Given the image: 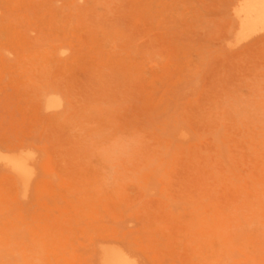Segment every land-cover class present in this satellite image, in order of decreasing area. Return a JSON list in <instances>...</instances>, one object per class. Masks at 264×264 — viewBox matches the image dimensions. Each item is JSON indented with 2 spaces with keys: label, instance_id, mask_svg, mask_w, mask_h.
Masks as SVG:
<instances>
[{
  "label": "rangeland",
  "instance_id": "rangeland-1",
  "mask_svg": "<svg viewBox=\"0 0 264 264\" xmlns=\"http://www.w3.org/2000/svg\"><path fill=\"white\" fill-rule=\"evenodd\" d=\"M242 2L0 0V264H264Z\"/></svg>",
  "mask_w": 264,
  "mask_h": 264
},
{
  "label": "bare ground",
  "instance_id": "bare-ground-1",
  "mask_svg": "<svg viewBox=\"0 0 264 264\" xmlns=\"http://www.w3.org/2000/svg\"><path fill=\"white\" fill-rule=\"evenodd\" d=\"M243 5L241 10V30L246 34H251L258 29H264V0H244ZM1 162L9 164L15 173H20L29 161L27 162V159L22 155L11 157L0 155ZM110 250L108 246L103 249V264H136L126 252L121 251L122 249L113 252Z\"/></svg>",
  "mask_w": 264,
  "mask_h": 264
}]
</instances>
